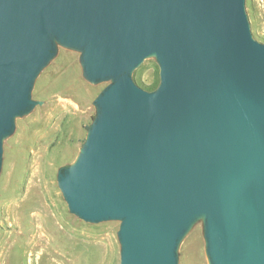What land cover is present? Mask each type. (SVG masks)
Here are the masks:
<instances>
[{
	"label": "water",
	"instance_id": "water-1",
	"mask_svg": "<svg viewBox=\"0 0 264 264\" xmlns=\"http://www.w3.org/2000/svg\"><path fill=\"white\" fill-rule=\"evenodd\" d=\"M61 50L105 85L57 184L88 224L119 222V264H264V42L246 0H0V176L18 120ZM159 67L147 90L134 74Z\"/></svg>",
	"mask_w": 264,
	"mask_h": 264
},
{
	"label": "rangeland",
	"instance_id": "rangeland-1",
	"mask_svg": "<svg viewBox=\"0 0 264 264\" xmlns=\"http://www.w3.org/2000/svg\"><path fill=\"white\" fill-rule=\"evenodd\" d=\"M246 5L253 35L264 42V0H246ZM134 79L151 89L159 82V67L146 60ZM104 86L88 84L82 77L78 54L67 50H61L38 78L33 95L46 104L18 120L15 134L5 144L0 176V264L120 263L119 222L88 224L70 214L56 179L58 168L77 156L95 115L92 102ZM33 177L37 187L28 191ZM45 177L63 224L50 214L42 195ZM39 234L45 235L44 241L37 239ZM84 234L108 237L110 246L99 240L92 253L86 254L81 243ZM180 264H207L200 228L183 243Z\"/></svg>",
	"mask_w": 264,
	"mask_h": 264
},
{
	"label": "bare ground",
	"instance_id": "bare-ground-1",
	"mask_svg": "<svg viewBox=\"0 0 264 264\" xmlns=\"http://www.w3.org/2000/svg\"><path fill=\"white\" fill-rule=\"evenodd\" d=\"M52 144V143H51ZM53 145V144H52ZM35 158V157H34ZM34 177L31 179V185H30V187H29V189H28V191L31 189L32 190V188H34V187H37V186H35V184H34ZM40 182V181H39ZM38 182V187H39V189L41 188V184ZM50 184V182L48 181V179H46V177H45V181H44V184H42L43 185V188L45 189L44 190V192H43V196H44V199H45V202L46 203H48V205H47V207H48V209L50 210V214L56 219V221H57V223L58 224H63L62 223V220H61V217L60 216H62L60 213H59V211H58V209H57V207L55 206V202H56V199H55V195H54V193H53V191H52V189H48L47 190V187H48V185ZM42 189V188H41ZM41 192H42V190H41ZM38 194V193H37ZM38 196V195H37ZM27 198V197H26ZM25 198V199H26ZM16 202V201H15ZM30 212V211H29ZM38 218V217H37ZM34 226V225H33ZM32 227V226H31ZM35 227V226H34ZM47 227V226H46ZM41 227H39L38 228V231H41ZM45 230V229H44ZM65 230V229H64ZM46 231V230H45ZM89 233V232H88ZM37 234V233H36ZM45 234V233H44ZM70 234V233H69ZM77 234V233H76ZM93 235V234H92ZM36 236V235H35ZM54 236V235H53ZM73 236V235H72ZM52 237V236H51ZM76 237V236H75ZM83 238L81 239V243H83L84 245H83V250H84V252L86 253V254H91L92 253V250H91V248L94 246V245H96L97 243H100V241H102L103 242V240L105 241H107L108 240V237L107 238H93V237H91V236H87V235H83L82 236ZM95 237V236H94ZM44 238H46L45 237V235H43V234H39V236L37 237V239H39L40 240V242H42V241H44ZM76 238H78V237H76ZM100 240V241H99ZM104 243V242H103ZM107 245H109L110 246V243L107 241ZM112 243V242H111ZM49 245H50V243H49ZM107 252V251H106ZM87 261V260H86ZM78 262H80V260L78 261ZM103 264V263H102Z\"/></svg>",
	"mask_w": 264,
	"mask_h": 264
},
{
	"label": "trees",
	"instance_id": "trees-1",
	"mask_svg": "<svg viewBox=\"0 0 264 264\" xmlns=\"http://www.w3.org/2000/svg\"><path fill=\"white\" fill-rule=\"evenodd\" d=\"M158 83L159 82L152 84L151 89H147V90H153V89H155L158 86ZM89 126H88V128H89ZM88 128H87V130H88Z\"/></svg>",
	"mask_w": 264,
	"mask_h": 264
}]
</instances>
